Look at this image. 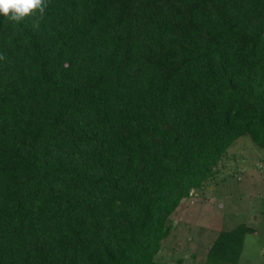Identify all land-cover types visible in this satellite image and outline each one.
<instances>
[{
    "label": "trees",
    "instance_id": "16d2710c",
    "mask_svg": "<svg viewBox=\"0 0 264 264\" xmlns=\"http://www.w3.org/2000/svg\"><path fill=\"white\" fill-rule=\"evenodd\" d=\"M46 3L0 15V264H160L182 201L264 149V0Z\"/></svg>",
    "mask_w": 264,
    "mask_h": 264
},
{
    "label": "rangeland",
    "instance_id": "374dc122",
    "mask_svg": "<svg viewBox=\"0 0 264 264\" xmlns=\"http://www.w3.org/2000/svg\"><path fill=\"white\" fill-rule=\"evenodd\" d=\"M214 180L184 199L168 221L160 264H203L221 229L246 224L242 264H264V149L241 137Z\"/></svg>",
    "mask_w": 264,
    "mask_h": 264
},
{
    "label": "clouds",
    "instance_id": "9594fccd",
    "mask_svg": "<svg viewBox=\"0 0 264 264\" xmlns=\"http://www.w3.org/2000/svg\"><path fill=\"white\" fill-rule=\"evenodd\" d=\"M46 7V0H0V15L10 21L20 22L36 12L42 18ZM0 59L3 57L0 56Z\"/></svg>",
    "mask_w": 264,
    "mask_h": 264
}]
</instances>
